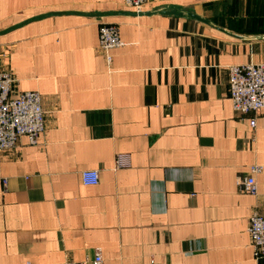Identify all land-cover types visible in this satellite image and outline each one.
Returning a JSON list of instances; mask_svg holds the SVG:
<instances>
[{
	"label": "crops",
	"instance_id": "1",
	"mask_svg": "<svg viewBox=\"0 0 264 264\" xmlns=\"http://www.w3.org/2000/svg\"><path fill=\"white\" fill-rule=\"evenodd\" d=\"M147 1L0 0V72L12 96L40 94L45 128L0 153V264H92L96 248L102 264H264L248 233L264 110L251 129L227 93L228 67L264 63V0ZM101 25L119 30L110 64ZM252 166L255 197L238 186Z\"/></svg>",
	"mask_w": 264,
	"mask_h": 264
},
{
	"label": "built area",
	"instance_id": "2",
	"mask_svg": "<svg viewBox=\"0 0 264 264\" xmlns=\"http://www.w3.org/2000/svg\"><path fill=\"white\" fill-rule=\"evenodd\" d=\"M147 0H123L126 8L142 14L147 6ZM122 45L119 30L115 25H101L98 30V50L105 56L106 62L111 63L110 51ZM14 80L7 71L0 72V153L13 149L22 137L28 144H39L44 133V112L41 108V96L38 92H24L12 96ZM227 93L233 112L238 117L248 118L249 126L254 129L256 118L264 110V63L227 68ZM130 167L129 156L116 154L113 170ZM261 168L252 166L251 176L239 180V191L245 195L257 196V183L254 178ZM83 186H96L99 182L97 170L80 172ZM5 184V182H4ZM248 233L255 255L264 257V214L254 212L249 218ZM61 264H75L65 262ZM80 264H87L86 262ZM92 264H102V254L95 249Z\"/></svg>",
	"mask_w": 264,
	"mask_h": 264
},
{
	"label": "water",
	"instance_id": "3",
	"mask_svg": "<svg viewBox=\"0 0 264 264\" xmlns=\"http://www.w3.org/2000/svg\"><path fill=\"white\" fill-rule=\"evenodd\" d=\"M150 13L151 14L152 13L153 14H163V15H168V16H182V15H185V16H188L190 18H193V19H195L197 21H200V22H203V23L209 25V23L206 20H204V19H202V18H200V17H198V16H196L194 14L187 13V12H183L181 10H176V9H161V10H156V11H153V12H150Z\"/></svg>",
	"mask_w": 264,
	"mask_h": 264
}]
</instances>
